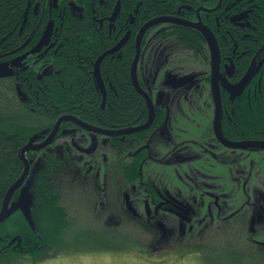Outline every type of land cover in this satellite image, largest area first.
I'll use <instances>...</instances> for the list:
<instances>
[{
	"label": "flooded vegetation",
	"instance_id": "af4514ba",
	"mask_svg": "<svg viewBox=\"0 0 264 264\" xmlns=\"http://www.w3.org/2000/svg\"><path fill=\"white\" fill-rule=\"evenodd\" d=\"M113 1L87 0L75 9L80 12L85 7L91 9L97 25L112 33L117 29L114 16L122 11V0H117L112 12ZM143 3L138 5L142 11ZM158 3L164 5L169 16L160 18H174L182 23L161 21L148 30L160 28L159 23H170L169 26L178 23L199 30L205 44L208 41L203 32L183 22L197 23L200 28L207 25L216 32L222 75L219 103L214 95L211 55L200 56L204 59L203 69H195V78L183 86L185 91L194 88L196 91L190 98L189 93L184 100L181 98V103L186 102L181 104L176 93L169 98L166 94L157 95L158 91L164 93L161 83L172 71H164L163 81L161 76L159 80L162 62L156 69L152 68L155 64L148 67L151 56L149 52L145 55V64L141 53L138 81L154 100L153 122L136 129L148 122L150 106L131 78L145 101L146 114L117 126L108 119L99 124L66 113L52 127H43L32 134L30 139L37 138L26 152L30 164L26 180L33 171L39 176L48 169L49 155L73 160L69 175L62 167L64 172L57 177L60 182L65 181V176L71 180L58 186L63 188V206L73 225L61 231L67 239L65 246L58 236L61 241L58 247L42 244L26 254L6 253L0 256V264H100L97 259L113 254L110 242L114 239L135 241L130 242L132 251L128 253L146 255L139 264H264V0H218L210 7L204 3L196 5L193 0H158ZM54 4L60 11L67 7L64 0H54ZM33 7L36 15L45 16L54 5L50 0H40ZM195 9L200 13L195 14ZM135 18L134 14L127 15L121 30ZM155 19L159 18H151L144 25ZM29 28L34 26H20L26 32L20 31L19 41L7 43L2 39L0 67L28 57V52L18 51L31 43ZM49 31L46 28L42 34L48 37L46 40ZM196 44L203 46L202 40ZM208 47L211 53L209 44ZM140 69L148 72L141 79ZM44 74L45 71L42 78ZM35 87V92H27L29 100L41 89ZM111 87L105 84L102 88L104 109L115 108L108 99ZM62 116H75L77 121H62L53 134ZM81 123L91 125L92 129ZM43 142L46 143L43 148H33ZM20 158L24 172L26 160L21 155ZM22 186L14 192L9 206L21 201ZM35 190L36 185L34 196ZM34 208L35 199L29 210L34 213ZM28 221L32 224V216ZM33 231L25 235L28 248L36 243L33 236L44 238L42 232L34 231L35 235ZM22 238L21 234L11 236L12 242Z\"/></svg>",
	"mask_w": 264,
	"mask_h": 264
},
{
	"label": "trees",
	"instance_id": "16d2710c",
	"mask_svg": "<svg viewBox=\"0 0 264 264\" xmlns=\"http://www.w3.org/2000/svg\"><path fill=\"white\" fill-rule=\"evenodd\" d=\"M37 1L40 0H0V43L2 39L7 43L21 40L20 31L26 32V29H20L22 24L34 26L33 29L29 28L31 43L18 51L28 52V57L19 60L17 64H5V67H0V209L8 189L23 172L24 162L19 155L20 149L32 134L43 127H52L60 115L78 114L85 120L99 124L108 119L109 123L118 126L125 124L129 119L146 114L145 101L131 81L132 63L137 53L135 38L149 19L169 17L166 16L164 5L159 4L158 0H122V11L114 16L117 29L109 33L97 25L91 9L85 7L82 12L75 9L79 4H86L87 0H64L67 7L61 8V11L57 4H54V0H50L54 7L45 16L33 12ZM140 2H144V11L138 7ZM193 2L196 5L204 3L210 7L218 0ZM116 5L117 0H114L112 12L115 11ZM152 11L158 13L149 15L148 12L151 14ZM131 14L136 18L126 29L121 30L120 26L124 23L122 20ZM167 24L159 23L158 26L162 28ZM49 26L52 29L49 31L51 38L42 40V34ZM152 29L148 30L144 37V48L151 37ZM158 32L160 37H173L174 34L177 42L195 46L198 50L205 44L199 30L178 23L164 27ZM125 36L130 38L122 49L107 55L101 61L102 79L105 84L112 85L108 88V99L110 103L115 104V108L104 109L101 107L103 89L94 76L95 63L103 53ZM197 40L203 42V46H199L200 49L196 44ZM145 55L143 50L142 59ZM147 73L146 69H140V79ZM34 83L41 89L29 100L27 92L36 91ZM30 85L34 87L30 88ZM49 158L48 169L36 180L32 224L23 211L18 210L2 222L0 256L6 253L26 254L29 249L35 251L42 244L58 247L61 242L58 236L63 238L64 246L66 245L67 239L61 235V231L71 228L73 221L66 217L68 213L66 214L63 206L61 193L63 188L58 185L70 183L71 180L68 179L69 176H65L64 182L57 183L56 178L64 172L62 167L69 175L73 169V160L67 156L60 159L49 155ZM63 161L65 165L62 166ZM31 228L38 234L42 232L44 238L33 236L36 243L28 248L29 240L25 235ZM15 234H21L24 238L12 242L11 236ZM34 234L37 235L35 232Z\"/></svg>",
	"mask_w": 264,
	"mask_h": 264
},
{
	"label": "rangeland",
	"instance_id": "374dc122",
	"mask_svg": "<svg viewBox=\"0 0 264 264\" xmlns=\"http://www.w3.org/2000/svg\"><path fill=\"white\" fill-rule=\"evenodd\" d=\"M196 13H200V11H195ZM187 22V21H185ZM170 23L167 25L163 26L167 27L169 26ZM207 26V25H206ZM208 27V26H207ZM157 28V27H156ZM152 29L150 31L151 37L147 40L146 46L144 48L145 53L147 54L149 52L151 56V66L150 64H147L148 67L156 69L158 64L162 62V67H161V73L159 74L158 79L162 77L164 71L170 70L173 74V79L174 81H178L179 79L183 78L184 76H187L189 74L194 75L197 73L195 69H203V57H200L203 55L204 57L208 58L211 53L208 52L209 47L208 43L204 44V49L201 48V50L198 51V49L195 46L191 45H184V43L179 41L177 42V37L173 35V37L170 35L169 37H160L158 36V31L162 28L158 29ZM209 28V27H208ZM48 31L50 30V26L47 28ZM211 30V29H210ZM212 31V30H211ZM213 32V31H212ZM215 38L218 41V36L215 33ZM48 37H43L42 40H46ZM198 46V45H197ZM199 53V54H198ZM153 69V70H154ZM180 71L183 73H177L175 71ZM162 74V75H161ZM161 76V77H160ZM167 79V78H166ZM166 82V81H165ZM244 82L241 81V84ZM159 85V82H158ZM170 86V87H169ZM183 86L185 85H178L177 87H174L173 85L167 83L163 84L161 83V89L162 92L165 90L164 93H161L158 91L157 95H164L166 94L167 97L171 94L174 95V93L178 94L180 99L178 100L181 103V98L184 100V96L188 93V98H190L191 94H193L196 91V88H194L191 91H185L183 89ZM233 86V85H232ZM189 103H192L191 100H188ZM199 102V101H198ZM182 103H186L182 101ZM181 103V104H182ZM38 172L36 173L35 171L32 172V174L28 177V179L25 181L23 184L21 191H20V198H23L27 202V207L28 209H31L33 206V200H34V186L36 185V180H37ZM60 179L56 178V182L60 183ZM147 239V237H146ZM150 241V240H149ZM106 242V241H102ZM131 242V241H130ZM129 240H121V239H114L110 242V245H112V255L111 256H106L100 259H97V263L100 264H139L138 261L141 262L146 255H137L135 253L130 254L128 252L132 251L131 250V244L132 242L135 243V241H132L130 244ZM119 248H126L123 252L121 250H118ZM155 253V252H153ZM148 256V255H147ZM151 258V257H150ZM152 259V258H151ZM147 260V259H146ZM95 262V261H93ZM189 264H195L194 262H190Z\"/></svg>",
	"mask_w": 264,
	"mask_h": 264
},
{
	"label": "water",
	"instance_id": "95a60500",
	"mask_svg": "<svg viewBox=\"0 0 264 264\" xmlns=\"http://www.w3.org/2000/svg\"><path fill=\"white\" fill-rule=\"evenodd\" d=\"M161 21H175V22H179L176 19H172V18H159V19H155V21L153 22V24L161 22ZM182 23V22H179ZM184 24H189L192 26H195L197 28H199L203 34L206 36V39L208 41V44L212 50L213 53V58H212V63H213V88L215 90V98H216V102H218L219 99V79L221 78V73H220V58H219V47H218V43L217 40L215 38V35L213 34V32L206 26L203 25V27H198L197 23H190V22H183ZM150 25H144L141 30L140 33H138V40L136 41V47H137V53L136 56L133 60L132 63V79L134 81V85L137 87V89L147 97V100L150 99L149 95L143 91L142 87L140 86L139 82H138V63L140 61V57H141V53H142V42H143V38L145 33L147 32V30L150 28ZM143 37V38H142ZM129 37H127L126 39H124L123 41H120L116 46L112 47L111 49H109L108 51H106L105 53H103L99 59L97 60V62L95 63V68H96V76H97V80L99 82V85L103 88L104 87V82L101 76V71H100V65H101V61L110 53L116 52L118 50H120L123 45L128 41ZM174 78V77H173ZM172 77L169 78L168 82L170 81L171 83H174L175 81H172L171 79H173ZM190 79L189 76H184L183 78L179 79L178 82H182L181 84L187 82V80ZM228 82L224 81V85L227 87ZM241 85V84H240ZM231 87V86H230ZM150 118L148 120V122L146 123V125H143L141 127H137L136 129L139 130L140 128H143L149 124H151L153 122L154 119V113H155V108L150 105ZM64 119H72L74 121H77V118L74 116H65L62 117L59 122H61ZM82 126H84L85 128H89L92 129L91 125H88L86 123H81ZM37 136H34L30 139V141L21 149L20 155L25 158L26 160V169L23 172L22 176L10 187L5 200H4V205L3 208L0 212V223L3 222L11 213L15 208L21 207L23 209V211L25 212V215L27 218H29L30 215V211L27 207L26 204V200L22 199V201L20 202H16L14 203L11 207H9V203L11 201V198L14 194V192L16 190H18L22 185L23 182L26 180L28 173H29V168H30V164H29V160L26 157V152L31 148V144H33V142L36 140ZM52 140V138L50 137L48 139V141L50 142ZM44 146H46V143L43 142L42 144L38 145V146H33V148H43Z\"/></svg>",
	"mask_w": 264,
	"mask_h": 264
},
{
	"label": "bare ground",
	"instance_id": "6f19581e",
	"mask_svg": "<svg viewBox=\"0 0 264 264\" xmlns=\"http://www.w3.org/2000/svg\"><path fill=\"white\" fill-rule=\"evenodd\" d=\"M154 21H155V20L149 22V23L146 24V25H150V26H152ZM35 27H36V26H35ZM142 38H143V37H142ZM137 40H138V38H137ZM253 60H254V59H253ZM254 61H255V60H254ZM133 82H134V81H133ZM138 82H139V81H138ZM139 84H140V83H139ZM140 86H141V85H140ZM142 89H143V87H142ZM143 91H145V90L143 89ZM145 92H146V91H145ZM146 93H147V92H146ZM147 94H148V93H147ZM144 96H145V95H144ZM145 97H146V96H145ZM149 97H150V96H149ZM146 99H147V97H146ZM153 101H154V100H152L151 97H150V99L147 100L149 106L152 105V106L154 107V104H153L154 102H153ZM103 113H104V112H103ZM206 113H207V112H206ZM109 115H110V114H109ZM114 115H115V114H114ZM62 117H65V116H62ZM62 117H61V118H62ZM221 117H222V116H221ZM61 118H60V119H61ZM60 119H59V120H60ZM64 120H68V119H64ZM64 120H62V121H64ZM62 121H61V122H62ZM179 121H180V120H179ZM61 122L58 121V123L56 124V127H55V130H54L53 134L56 132V130L58 129V126L60 125ZM95 124H96V123H95ZM173 128H174V127H173ZM144 139H145V138H144ZM139 140H140V139H139ZM141 146H142V145H141ZM124 147H125V146H124Z\"/></svg>",
	"mask_w": 264,
	"mask_h": 264
}]
</instances>
